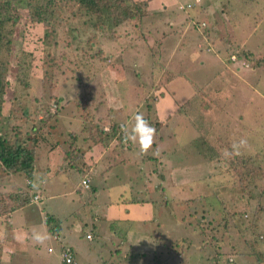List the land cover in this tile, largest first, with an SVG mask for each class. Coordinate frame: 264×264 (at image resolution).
Wrapping results in <instances>:
<instances>
[{
  "label": "rangeland",
  "instance_id": "rangeland-1",
  "mask_svg": "<svg viewBox=\"0 0 264 264\" xmlns=\"http://www.w3.org/2000/svg\"><path fill=\"white\" fill-rule=\"evenodd\" d=\"M197 1L199 5L204 4L207 6L204 15L206 16V22H209V24H201L200 27L205 29L204 32L207 30L213 37H218L220 42L222 40L226 42L230 40L229 36H234L233 38L236 39L238 46L246 50L264 52V0H256V2L245 4L248 15L245 19L243 18L242 21H239L237 28H235V33L223 15V10L225 11L226 7L222 2L226 0H216L214 3H207L205 0ZM230 1L232 2L231 5L235 4L234 0H229L228 2ZM132 2L139 3L146 8V17L142 19L141 27L138 31L132 33L130 27H127L118 33L122 35L120 37L114 35L111 37L95 35L91 38L93 46L103 49L106 53L105 55L109 57L106 63L102 64L100 60L92 58L97 50L93 49V51L82 52V45L78 43H76V48L77 46L78 48L76 50L73 49L72 52V48L66 44V41L70 40L66 31L60 28V47L62 50L68 52V55L65 57L69 56V62L57 65L59 67L57 69L58 75L53 77L51 84L47 82L42 86L41 82H39L40 78H38L40 75H38L36 77L38 82L35 81V86L31 89L29 88V90L22 89L20 85H17L20 61L22 64L32 62L35 66L38 65L35 72H39L40 69L38 67L42 64L47 65L46 52L54 48V45L49 43L50 33L47 30H44L41 26L27 25L19 12V21L15 24L13 35L9 39L10 46L8 52L4 54L8 63L7 82L9 83L6 99L9 100L12 97L15 87L17 89L16 92L19 93L18 96L27 105H30L28 110L32 108L34 112V110H37V107H40L42 112L33 121L36 127H41L42 131V129L46 128L42 126L44 119L50 118L61 124L62 113H66V119L76 117L71 114V108L69 109L64 105L73 96L76 89H82L83 83H90V86H95L98 91H104L105 97L104 101H102L99 95V101H101L103 106H97V98L96 105L91 103L90 108H86L85 111L91 114L94 124L92 127L94 129L105 128L107 132L111 127V125H108V119L111 116L110 109L113 117L115 116V120L123 121L124 117L120 113L122 106H124V109L133 107V104L137 103L138 98H142L140 105H143L142 100H145L150 95L152 80L157 75L155 85H159L162 79L167 78V75L181 76L183 74L190 79L194 78L197 88L203 89L210 99L217 100L218 97L222 98L221 100L223 101L220 107L231 117L230 128L233 129V133L235 129L241 133L251 132L250 136L255 138V143L263 146L264 72H261L259 75V72L254 71L253 66L251 67L246 64L242 66V63L239 64L238 62L236 68L231 70V73L227 68L226 73L221 74L218 63L223 67L225 64L229 65V62L227 59L225 61L222 60V62L219 56L211 54L214 52L222 54V50L216 47L212 48L210 52L212 55V58L209 60L211 61L210 65L203 67L202 70L195 72L193 75V70L188 63H192V60L196 57L189 55V52L200 49L194 50L193 47L189 46V52L186 51L189 54H186L182 58L180 65L177 64V61L169 64L168 61L157 59L159 67L156 69V75L153 78L150 66L151 62L148 60L150 56H147V50L150 49L156 53L158 41L165 40L167 42L172 39L170 41L171 44L175 40V37L166 34L168 27H170L169 25H171V22L167 21V13L173 5L168 6V9L165 8L167 9L166 14H162V11L165 9L161 8L164 4H174L177 1L132 0ZM238 4H240L239 1L236 3V6ZM159 11L160 15H157L155 12ZM177 13H172V17L176 20L174 28L178 27L179 29L180 22H183L181 19L184 16L182 12ZM259 18L263 19L258 21L257 19ZM192 26L193 24L186 22V25L182 28L181 39L184 36L187 37L188 32L191 37H196L199 33H202L203 29L199 31L195 27L192 30ZM131 43L134 44L133 51L124 53V56H121L119 51L115 49L120 46H128ZM198 45L196 48L200 47ZM61 48H58L56 52L60 51ZM158 50L163 54L160 51L162 47ZM175 52H178L177 48ZM179 52V54L184 53L181 50ZM121 59L122 62L119 65L118 62ZM218 73L220 75H217ZM246 76L252 79V84L246 79ZM201 82H206V84H201ZM143 84H145V87ZM121 88L126 91L123 92V96ZM167 91L172 92L169 88ZM161 92L163 93V89H161ZM185 95L186 93H184L183 99H186ZM96 97L97 94H94L93 103ZM129 97L133 98L132 101ZM41 105L49 109L50 116L48 113L45 114V110ZM157 106L161 107V104L154 105L155 109ZM137 110H140V113L143 115L148 112L147 109L140 108ZM203 115L207 116L208 114ZM176 117L169 120L160 129V134L164 135L163 140H154L151 150L147 153L151 157V165H147L150 167V170L141 166L143 172L138 174L136 179L133 178L131 184L126 183L118 176H132V173H135L137 169L136 164L139 162L138 158L142 156L139 154V146L134 145L139 152L138 155L134 153V155H129V157L123 156L122 152L126 151L119 149V147L126 145V143L123 144V141L119 142L115 139L109 144L112 157L117 164L116 166L115 164L110 165L115 169L112 168L113 170L107 181L108 186L106 190L109 193H106L104 189L90 197L87 191H83L81 196L83 201L81 203L79 196L74 197L76 200L74 203L71 202L72 197L66 196L58 199L59 206L53 205V202L49 204L52 208H57L66 206L68 203L69 211L74 208L70 213V220L73 217L79 219L76 227L74 229L70 227L65 236L63 228L61 230L64 237L63 241H60V243H63L62 246L74 248H71L74 253L73 264H156L154 261L155 257L157 259L158 257L161 258L159 264H215L217 260L221 261L220 264H226L227 260L230 264H257V260L254 257L243 256L242 258L235 259L232 256V254L239 252H250L245 239L242 238L241 241L239 236H251L252 231H254L252 236L255 234L263 235L258 250L264 256V211L256 217L254 215L255 211L264 210V181L258 183L257 187L259 189H247L244 195H242L239 188H230V190L216 189L217 196L222 198L225 206L227 205L231 209L225 212L218 200H206L195 204L191 202L187 203L186 201L192 198H198V193L203 194L205 192V194H209V190L203 182L199 181L202 177L201 174L207 172L205 173L207 176L210 173L208 171H211L213 167L215 170L220 171L222 165L221 162L215 160L207 162L208 171H206L207 168H204L201 171L195 169L187 172L188 176L191 175V179L186 178V184L177 186V183L172 182L173 180H181V176H178L179 165H177V161L181 162L183 158L179 157V155L185 156L186 152L192 148L191 141L198 136L186 117L178 116V114H176ZM69 121L72 120H66L64 124L69 126L67 124ZM61 127V125L59 127L57 125L55 127L47 125V130L51 131L47 139L51 143L50 145H46L45 143L40 145L41 147H39L38 152L39 163L36 168L39 171V175L43 176H38L36 172V176L41 177L43 180L44 190L48 187V190L54 192H59L60 188L54 182L49 183L47 175V171L54 169L56 164L50 162V146L53 145L57 151L60 150L55 145L58 142L59 144H63L69 137L67 132L70 131L69 127ZM62 132L65 135L63 137L60 136ZM118 134L120 135V132ZM180 134L182 138L178 137ZM231 138H234V136L231 135ZM116 143H118L117 146ZM68 145L71 147L69 150L72 151L74 147L80 146V142L75 143V145L73 143ZM82 146H85V144L83 145L82 143ZM177 146L180 148L176 149ZM117 151H119V159L117 158ZM101 153L104 154L106 151L104 152L102 149ZM141 158H145V156L143 155ZM81 159L86 160L84 157ZM162 159L164 162L161 164L160 161ZM67 162L68 165L75 163L81 167L74 159L71 160L69 158ZM121 162L122 164L119 165ZM63 164H66V160H64ZM68 165L61 166L58 180L67 183L66 189L72 188L75 190L79 181L89 176L88 169L83 174L78 175L77 173V175H74L76 172L72 171V174H69L66 171ZM116 173L117 175H115ZM219 178L216 177L218 180ZM18 179L15 180V183L20 182L19 187H24V179ZM223 179L225 180L224 176ZM73 181L74 185L71 186ZM188 181L190 182L189 186ZM143 182L148 189L143 187ZM10 185L7 181L4 183L0 182V192H8ZM213 185L210 184L212 187ZM35 191H38V187L35 188ZM120 191H124L125 193L123 198L117 197V193ZM138 192L141 193L137 195ZM238 194L240 197L238 196L237 198ZM131 200L137 201L142 207L135 206L133 209L134 219L131 223L123 219L115 220L110 212H108V216L107 214H103V212L99 213V208L104 211L107 207L116 206L119 201L127 204L122 205L123 207L130 206L126 202H130ZM150 201L153 203L150 204ZM92 203L93 205H91ZM95 204H99V207H96ZM243 206L247 207L243 208ZM77 209L79 213L76 212ZM234 210H236L237 214H234L232 219L228 214H232ZM45 212L53 213L47 209ZM94 213L107 217V220L98 219ZM20 215H24L27 219H30L32 216L28 213L27 209L17 214L14 221L12 220L13 225L16 227L21 223L19 220ZM254 219L258 228L250 224L251 220ZM40 222L42 224L41 216ZM79 223L88 224V227L83 228V232L80 233L78 232L80 231L79 228L83 227V225L80 226ZM92 223L95 224V228L92 229L93 231L90 229V224ZM7 224L8 221L0 219V264H62L57 252L59 246L51 238L48 239L47 236L42 242H37L35 236L38 235V230L35 226L25 225L24 228L27 231H24L25 236L28 238V243L20 247L19 245H12L8 241L10 231L6 233L7 229L5 228L7 227L5 225ZM200 225L205 229L206 234L197 230ZM209 226H212L216 232L212 231ZM129 228H131L130 231L123 235ZM115 232H118V234L115 235ZM87 234L92 236V239L88 240L89 242L85 239ZM176 246L179 248V251L176 250ZM169 247H172L173 250L168 249ZM47 248L54 250V253L49 254ZM180 250L182 253H180ZM259 262L264 264V258L263 260H259Z\"/></svg>",
  "mask_w": 264,
  "mask_h": 264
},
{
  "label": "trees",
  "instance_id": "trees-1",
  "mask_svg": "<svg viewBox=\"0 0 264 264\" xmlns=\"http://www.w3.org/2000/svg\"><path fill=\"white\" fill-rule=\"evenodd\" d=\"M176 1L177 2L172 9L167 13V21L171 22V25H169L170 27H168L166 34L168 36L175 37V40L170 44L171 46L181 51H187L189 46L193 47L194 50H201L202 47H204V53H210L212 48L218 47L217 49L222 50V60L225 61L227 59L229 65L236 67L239 62V64L242 63V66L245 64L251 67L253 66L254 71L257 73L259 72V75L261 72H264V52L246 50L245 48L238 46L236 39L233 38L234 36L230 37L228 35L230 40L226 42L224 40L220 42L218 37H212L213 39H210L208 31L206 30L204 32L205 29L203 27L200 28L201 24L208 23L206 22V16L204 15L207 6L204 4L199 5L197 0ZM205 1L207 3H214L216 0ZM228 1L229 0L222 2V4L226 7V10H223V15L226 17L233 32L235 33V28H237L239 21H242V19H245L248 15L245 4L256 2V0H234V5H231L232 2ZM238 1L240 4L236 6ZM141 6L142 5L139 3L132 2V0H0V182L4 183L7 181L11 184L8 192H0V219L3 221L7 222L17 211L22 210L33 203H37L40 199L39 196L37 197V192L41 189V187L40 179L36 176V172L39 176V172L36 168L39 163L38 152L39 147H41L40 145L42 143L50 145L51 143L50 140L47 139V137L51 134V131L47 130V125L52 127H55L56 125L59 127L61 125V128L69 127L70 131H66L69 137L63 144H59L58 142L55 147L63 149L68 155L67 159H74L81 165L80 167L75 163L70 165L66 163L68 165L66 167V171H68L69 174H72V171H74L76 172L74 175H77V173L79 175L83 174V172L87 170L81 158H86L90 164L89 160L94 158V156L88 155V153L91 152L93 155L99 154L101 158V155L103 154L101 153L102 149L104 152H107V147L110 146L109 144L112 140L117 139L119 142H122L123 133L121 131V125L126 124L130 129L132 123L134 124L133 117L137 112H140V110H137L140 108L148 110V112L144 114V117L149 124L156 129V136L154 140H163L164 136L160 135V129L169 120L177 118L176 114H178V116L186 117L190 126L198 135L191 141L192 148L188 145L191 150L187 151L185 156L179 155V157H182L183 160H181V162L177 161L179 165L178 167L181 170L180 172L182 173L181 180L176 181L177 186L186 184V178L191 179V175L188 176L187 172L195 170L198 166L203 164L206 165L207 162L210 161L215 160L217 162H221L222 166L220 171L215 170L214 167L211 171H208V166L206 165L204 168H207L206 171L210 173L207 174V176L205 175L207 172H203L201 174L202 177L199 181L203 182L209 190V194H205V192L203 194L198 193V198H192L191 200L186 201L187 203L191 202L192 204H195L206 200H218L225 212L226 210L231 209H229L227 205L225 206L222 198L217 196L216 189L230 190V188H239L242 195L245 194L247 189H259L257 187L258 183L264 181V145L261 146L260 144L255 143V138L250 136L251 132L241 133L235 129L233 133V129L230 128L231 117H229L220 107V104L223 101L221 100L222 98L218 97L217 100L213 98L210 99L208 94L203 89L197 88L195 82L192 83L191 81H187L189 82V86L191 88V94H189L186 99H182L180 96L181 93H172L167 91L169 86H172V82L181 78L187 80L188 78L186 76L167 75V78L162 79L159 85H155V81L158 76L157 75L155 77L156 69L159 67L157 59L168 61L165 56L168 55V52L166 51L160 50L163 53L161 54L159 50H157L156 53L150 49L147 50V56H150L148 60L151 62L150 66L153 78L155 77L152 80L150 90L151 93L145 100H142L143 105H140L142 98H138L137 103L133 104V107L124 109V106H122L120 113H122V116L124 117L123 121L115 120V116L113 117V113L110 109L111 116L110 119H108V125H111V127L107 132L105 131V128L94 129L92 127L94 124L92 122L91 114L85 111L86 108H90L91 103L96 105L95 102L97 101V98V106H101L102 103L99 101V95L100 100L102 101H104L105 97L104 91H98L95 86H90V83H83L82 89H76L73 96L68 99L66 101V105H64L69 109L71 108V114L76 117L66 119V113H62L63 116H61V124L50 118L44 119L42 126L46 128L42 129V131L41 127H36L33 121L38 117L39 113L42 112L40 107H37V110H34V112L32 108L31 110H28L30 105H27L26 102L18 96L19 93L16 92L17 89L15 87L12 97L9 100L6 99L9 83L7 82L8 63L4 54L8 52L10 46L9 39L13 35V28L15 24L19 21V12L27 25L41 26L44 30H47V32L50 33L49 43L54 45V48H51L46 52L47 65L42 64L38 67L40 69L39 72H35L38 65L35 66L32 62H25L26 64H22L20 61V66L18 67L17 85H20L22 89L25 88L26 90H29V88L31 89L35 86V81L38 82L36 79L38 75H40L38 78H40L39 82H41L42 86H44L47 82L51 84L53 77L58 75L57 69L59 67L57 65H59V63L63 64L69 62V56L65 57L68 55V52L62 50L60 47V28L66 31V34L70 39L66 41V44L68 47L72 48V52L73 49L76 50L78 48V46L76 48V43L82 45V52H86L88 50L93 51V49H95L97 51L92 58L94 60H100L103 64L106 63L107 58L109 57L105 55L106 53L103 49L93 46L91 38L95 35L102 37H111L114 35L120 37L122 35H119L118 33L122 32L123 29L127 27H130L132 33L138 31L141 27L142 19L146 17V8ZM177 12H182L184 16V18L181 19L183 22H180L179 29L178 27L174 28L176 20L172 17V13ZM262 19L263 18H259L257 20L261 21ZM186 22L193 24L192 30L195 29V27H197V30L199 31L203 29L202 33H199L196 37H191L188 32L187 37L184 36L181 39L182 28L186 25ZM69 28L71 29L70 31ZM171 40H169L168 43H170ZM145 45L147 46V44ZM197 45L200 47L196 48ZM63 47L65 46L63 45ZM58 48L61 49L56 52ZM115 49L119 51L121 56H124V53L133 51L134 44L131 43L128 46H120ZM121 62L122 59L118 62V64L121 65ZM217 75L220 74L218 73ZM246 79L252 84V79H250V77L246 76ZM143 86L145 87V84H143ZM161 89H163V93L161 92ZM120 90L123 96V92L125 90L123 88ZM94 94H97V97L93 103ZM177 94L179 96H176ZM129 98L132 101L133 98ZM165 99L175 103V105L171 107L172 109L167 102L162 103ZM8 102L9 104H7ZM156 104H161V107H163L165 112L168 111V115H166L163 120H160L156 113L157 110L154 107ZM41 107L45 110V114L48 113L50 116L49 109L44 108L42 105ZM5 108L7 109L6 111ZM202 113L208 115L204 116ZM66 120H72L67 123L69 126L64 124ZM119 131L121 132L120 135L118 134ZM231 135L234 136V138H231ZM60 136H65L64 132H62ZM181 136L182 135L180 134L178 137ZM241 139L246 140L247 143L244 147L239 149L240 154H233L229 157H225L223 155L225 150L231 152L232 145L234 143H238ZM79 142L80 146L74 147L72 151L68 150V144L73 143L75 145V143ZM82 143L83 145L85 144V146H82ZM117 144L118 143H116V146ZM123 144H125L124 141ZM52 146L53 145L50 146V149ZM129 146L130 142L126 143L124 146L121 145L119 148L127 151L129 150ZM179 148L180 147L177 146L176 149ZM69 153L71 154L69 155ZM162 153L164 155V151ZM139 159H141L142 163L146 165H149L151 161L150 156L149 158L140 157L138 160ZM119 164H122V162ZM141 164H136L137 169L135 174H141V172H143ZM148 170H150V167ZM58 173L59 172H55L56 175H58ZM218 174L220 178L218 177ZM223 176L225 177V180L223 179ZM216 177L219 178V180L216 179ZM18 178L24 179V187H19L20 182L15 183V180ZM85 180H87L88 185L86 188L81 183L80 186L82 189L88 190V192H94V188H90L91 178L87 177ZM189 183L190 182L188 181V186ZM210 184H214L213 187L210 186ZM36 187H38L37 192L35 191ZM143 187L148 189V187L144 184ZM79 192H81V189H79ZM140 193L141 192H138V195ZM238 196L239 194L237 195V198ZM120 198H123V196ZM118 203L120 205H127L125 203H121L120 201ZM126 203L130 204V206H137V204L140 205L137 201L133 200ZM149 203L151 204L153 202L150 201ZM244 207L246 208L247 206H243V208ZM128 209L129 208H124V212L127 213V211H129ZM263 211L264 210L255 211V217L260 215ZM234 214H237L236 210H234L232 214H228V216L233 219ZM125 220L129 223L132 222L127 219ZM44 223L47 227L46 234L53 242H56L57 245L59 244V248H61L60 251H63L66 247L61 246L63 243L58 242L59 240H62V237L59 235L62 230L60 222H57L50 214L45 213ZM250 224L251 226L254 225L255 228H258L255 219L251 220ZM209 227L212 231L216 232L212 226ZM131 228L127 229L125 233H121L125 235ZM197 230L206 234L202 225H200ZM253 233L254 231H252L251 236L248 235V237L239 236L240 240L242 238L245 239L250 252H239L232 254V256L235 257V259L242 258L243 256H247L249 258L254 257L257 260V264H261L259 260H263L264 256L258 250V247L263 235L255 234L252 236ZM114 234L117 235L118 232H115ZM123 238H125V236H123ZM177 243H179V241H177ZM168 249L173 250L172 247H169ZM69 250L74 258L73 250L71 248H69ZM176 250L179 251L177 246ZM180 253H182L181 250ZM160 259V257H158V259L155 257L154 261L156 264H159ZM228 262L229 261L227 260L226 264H230ZM220 263L221 261L219 260L215 262V264Z\"/></svg>",
  "mask_w": 264,
  "mask_h": 264
},
{
  "label": "crops",
  "instance_id": "crops-1",
  "mask_svg": "<svg viewBox=\"0 0 264 264\" xmlns=\"http://www.w3.org/2000/svg\"><path fill=\"white\" fill-rule=\"evenodd\" d=\"M174 1H176V0H174ZM170 5H173L174 6L175 3L174 4L173 3H169L168 5L164 4L161 9H165V8L168 9V6H170ZM153 7H155V6H153ZM167 9L163 10L162 11V14H166L167 13ZM155 13L157 15H160V11L159 12H155ZM207 24H209V22ZM209 36H210V39H213L212 38L213 37L212 35L209 34ZM155 45H156V43H155ZM161 47H162V50L163 51L168 52V55L167 56L165 55V56H166L169 64L174 63V61L175 62L177 61V64L180 65V63L182 62V58L185 57L186 54H189L190 53L189 55H194L196 58H194L192 60V63H188V65L193 70V75L195 74V72H198V71L202 70L203 67L209 66L210 65L209 63L211 62L209 60L212 58V55H214V54L216 56H219V59L222 61L221 53L214 52V53H211L212 54L211 55L210 53H204V50L201 49V50L194 51V52H189L187 50L189 53H187L186 51H184V53L179 54L180 52H179L178 49H177L178 52H175V49L176 48L173 47V46H171L170 43H168V41L165 42L164 40L158 41V46H156L157 50L159 48H161ZM195 54H197V55H195ZM216 60H218V59H216ZM218 67L220 69L219 71H220L221 74L226 73L225 71H227V68L229 69L230 73H231V70L232 69H235L236 68V67H233L231 65H225V66L221 67L219 63H218ZM181 75H183V74H181ZM196 75H198V74H196ZM188 79L185 80V79L181 78V79L175 80L171 84L173 88L171 86H169V89L172 90V92L181 93L180 96L182 97V99H183L184 93H186L185 97L187 98L188 97V93L191 94V88L189 86V82H187V81H191L192 83L195 82V79L194 78H192L193 80L190 79V78H188ZM209 81H207V82H209ZM199 83H200V81H199ZM201 84H206V82H201ZM176 96H179V95L177 94ZM163 101H162V103L167 102L169 104L170 108L173 105H175V103L172 102V101H168L166 99L163 100ZM156 110H157L156 113H157L158 117L160 118V120H163L166 117V115H168L167 114L168 111L165 112V110L163 109V107L161 108V107L157 106ZM160 135H162V134H160ZM162 136H164V135H162ZM70 148H71L70 145H68V150ZM110 148H111L110 146L107 147V152L104 153L105 155L102 154L101 155V158H100L99 154L93 155L89 151L90 153H88V155L94 156V158H91L89 160L90 164L88 163V161L83 160L86 169H88L87 170L88 175H89L88 177L91 178V184H90L91 187L90 188L91 189L94 188V192H88V190H84L80 186V181L82 179H85V178H82L79 181L78 186H77V189H75V190L72 189V188H70L69 190L66 189L67 188V183L66 182H63L62 180H58V176L61 173V168H62L61 166L64 167V166L67 165V164H63L64 160H66V163H68L67 162V160H68L67 159V156L68 155L65 153V151L63 149L60 148V150L57 151L56 149L54 150V148L52 146L51 149H50V153H51L50 162L51 163H56V164H55L54 169H52L51 171H47V175H48V178H49V183H52V182L56 183L57 186H59L60 191L59 192L50 191V190H48V187H47V189L44 190L43 180L41 178L43 176L39 175V176H41V177H39V179H40V187L43 190L42 191L41 189H39V191L37 192L38 193L37 194V197L39 196L40 199H39V201H37V203H35V204L33 203L32 205H29L26 208L17 211L15 214H13V216L11 217V219L8 220V224L5 225V227H7V228H5V229H7L6 233L10 231L9 240L8 241L12 245H15V246L19 245L20 247L21 246L23 247L24 244H27L28 243V238L25 236V231H27V230L24 228L26 224H29L31 227L32 226H35L37 228V230H38L37 234L40 235V236H42V237H44V240H45L46 236L49 239V236L46 234L47 233V227L45 226L46 224L44 223L45 213H47V212H45L46 209L49 210V211H51V212H53V213H47V214H50L52 217L55 218V220L57 222L58 221L60 222L61 229L63 228V231H64V236L66 235V232L70 230V227L72 229H74L76 227L77 221H79V219L77 217H75V218L73 217L70 220V218H71L70 213H71V211L74 208L69 211V209H68V203H67L66 206H60V207H57V208H52L51 206H49V204H51L53 202V205L59 206L60 203L58 204V199H61L62 197H66V196L72 197V201H71L72 203H74L76 201L74 199V197H78L79 196L80 197V203H81L83 201V199L81 197L83 191H87L90 194V197H91V195L97 194V193L100 192V190H104V189H105L104 191L106 193H109V191L106 190V188L108 186L107 181H108V178L110 177L111 171L113 170L112 168H114V167H112L110 165L111 164H115V166L117 165L114 162V158L112 157V153L110 151L111 150ZM128 149L129 150H127L126 152H122V155L123 156L126 155V156L129 157V155H134V153H135V155H138V153H139L136 150V147H134V145L131 142H130V146H129ZM53 152H56V153H53ZM139 154H141V153H139ZM141 155L143 156V154H141ZM144 156H145V158H149L148 154H146ZM117 157H119V151H117ZM160 162L162 164V162H164V160L162 159ZM137 163L138 164L142 163L141 159H139V162H137ZM119 165H121V164H119ZM177 165H178V162H177ZM141 166L143 168H146L147 170L149 168V166H147L144 163H142ZM205 166L206 165L203 164L201 166H198L196 169L201 171V170L204 169ZM46 170H47V168H46ZM46 170H44V171H46ZM178 170H179L178 176H181L182 175V173L180 172L181 170L179 168H178ZM55 172H59L58 175H56ZM115 175H117V173ZM137 175L138 174L132 173V176H125V177L118 176V177L120 179L124 180L126 183L131 184L133 178L136 179L137 178ZM172 182H175L176 183V180H173ZM143 184L145 185L144 182H143ZM73 185H74V181L71 184V186H73ZM79 189H81V192H79ZM124 195H125L124 191L123 192L120 191V192L117 193V197H119V198L122 197V196H124ZM91 205H93V203ZM95 205H96V207H99V204H95ZM137 206L139 208L141 207L138 204H137ZM124 208H129L128 209L129 211H127V213H125L124 212ZM134 208H135V206L123 207L122 205H120L118 203L116 206H113V207H110V208L107 207L106 210H104V211H103V209H100L99 208V213L103 212V214H107V216H108V212H110L115 220H117V219H123V220L127 219V220H130V221H133V219H134V217H133V209ZM26 209L28 210V213L30 215H32L31 218L30 219H27L26 217H24V215H20L19 216V220H20L21 223H19L17 225L18 227L14 226L13 223H12V220L14 221L15 216H17V214L21 213L23 210H26ZM63 209H64V211H63ZM76 212L79 213V210L77 209ZM94 214L96 215V217L98 219L107 220V217H102L100 214H96V213H94ZM40 216L42 217V224L40 222ZM79 224H80V226L83 225V227H80L79 228V230H80V231H78L79 233L80 232H83V228L88 227V224H85V223H82V224L79 223ZM94 228H95V224H93V223L90 224V229L92 230ZM59 235L62 237V240H59L58 241L60 243V241H63L64 237H63L62 232H60ZM87 235H90V234H87ZM85 239L87 240V238H85ZM58 246H59V244H58ZM64 247H66V246H64ZM66 248H73V247L67 246ZM48 249L49 248H47V250ZM60 250H61V248H59L57 252L59 253ZM53 253H54V250H53L52 253H49V254H53Z\"/></svg>",
  "mask_w": 264,
  "mask_h": 264
},
{
  "label": "clouds",
  "instance_id": "clouds-1",
  "mask_svg": "<svg viewBox=\"0 0 264 264\" xmlns=\"http://www.w3.org/2000/svg\"><path fill=\"white\" fill-rule=\"evenodd\" d=\"M133 120H134V124L131 125L130 129H129V126L126 124L121 125V131L123 133V141L125 143L131 142L133 145H138L139 152L141 154L146 155L153 146L154 139L156 136V129L152 125L149 124V122L145 119L144 115L140 112H137L135 114V116L133 117ZM246 143H247L246 140L241 139L238 143H234L232 145L231 152H229L228 150H225L223 155L225 157H229L233 154L239 155L240 154L239 149L241 147H244ZM82 181H85V179H83ZM35 239L37 242H42L44 237L40 235H36ZM47 251L48 253L53 252L51 248H49ZM60 252L61 251H59V254Z\"/></svg>",
  "mask_w": 264,
  "mask_h": 264
},
{
  "label": "built area",
  "instance_id": "built-area-1",
  "mask_svg": "<svg viewBox=\"0 0 264 264\" xmlns=\"http://www.w3.org/2000/svg\"><path fill=\"white\" fill-rule=\"evenodd\" d=\"M82 184L87 188V185H88L87 180L82 181ZM86 238L87 240L90 241L92 239V236L87 235ZM60 260L62 263H65V264H72L74 262L73 255L71 254V251L69 250V248H64V250L60 252Z\"/></svg>",
  "mask_w": 264,
  "mask_h": 264
}]
</instances>
